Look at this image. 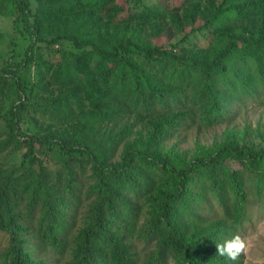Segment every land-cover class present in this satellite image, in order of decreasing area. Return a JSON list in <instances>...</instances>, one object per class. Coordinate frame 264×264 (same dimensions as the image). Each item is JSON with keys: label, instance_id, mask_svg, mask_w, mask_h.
I'll return each mask as SVG.
<instances>
[{"label": "trees", "instance_id": "trees-1", "mask_svg": "<svg viewBox=\"0 0 264 264\" xmlns=\"http://www.w3.org/2000/svg\"><path fill=\"white\" fill-rule=\"evenodd\" d=\"M130 2L0 0V264H240L216 246L264 197V133L163 145L264 98V0Z\"/></svg>", "mask_w": 264, "mask_h": 264}, {"label": "rangeland", "instance_id": "rangeland-1", "mask_svg": "<svg viewBox=\"0 0 264 264\" xmlns=\"http://www.w3.org/2000/svg\"><path fill=\"white\" fill-rule=\"evenodd\" d=\"M119 5L132 8L130 0H116ZM181 0H142L143 5L152 6L159 3H168L170 6L178 5ZM127 7V8H128ZM137 10V8L133 9ZM13 20L10 18H0V32L8 39V35L12 30ZM166 36H160L159 39L153 40L155 44L167 42ZM178 35L168 44H174ZM199 47H203L206 41L201 36L193 38ZM166 43V45H167ZM5 61L9 62L11 52L6 46L2 47ZM43 56H49L48 52L41 49ZM131 122V121H130ZM132 123V122H131ZM127 124V122L125 123ZM146 124H135L133 126V135L130 140H134L139 133H143V128ZM264 133V98L258 101H247L243 104L234 105L231 113L226 120L220 124L211 127L201 126L199 123L184 127L170 141L163 146L165 149H173L175 152L183 154L188 158L193 154L197 147L210 148L214 142L221 143L225 138L233 137L241 146L256 148L261 140V135ZM144 134V133H143ZM120 147L115 154V159L118 160L121 154ZM20 155L17 151H11L8 156L0 159L7 166L15 165L19 162ZM250 205L246 210V219L242 226L236 231L235 237H239L245 247L238 255L240 264H264V197L256 200L253 196L250 197ZM232 238V239H233ZM231 239V240H232ZM7 243L6 236L0 235V246L5 247ZM139 253V260L142 262L145 259L147 249L142 244L136 247ZM37 262L43 264H55L53 257L47 255H38Z\"/></svg>", "mask_w": 264, "mask_h": 264}, {"label": "clouds", "instance_id": "clouds-1", "mask_svg": "<svg viewBox=\"0 0 264 264\" xmlns=\"http://www.w3.org/2000/svg\"><path fill=\"white\" fill-rule=\"evenodd\" d=\"M245 247L239 237H235L232 240L225 241L223 245H217V251L221 255H226L229 259L234 260L240 254L241 250Z\"/></svg>", "mask_w": 264, "mask_h": 264}]
</instances>
